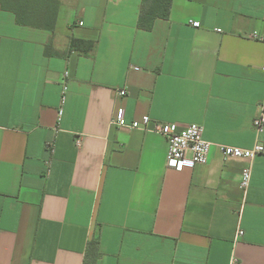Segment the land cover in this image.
I'll return each mask as SVG.
<instances>
[{"label":"crops","instance_id":"obj_1","mask_svg":"<svg viewBox=\"0 0 264 264\" xmlns=\"http://www.w3.org/2000/svg\"><path fill=\"white\" fill-rule=\"evenodd\" d=\"M57 2L53 30L0 6V264H84L92 240L95 264H264V151L219 148L264 146V0H172L150 30L142 0ZM118 107L202 124L207 162L168 168L166 138L112 126Z\"/></svg>","mask_w":264,"mask_h":264},{"label":"built area","instance_id":"obj_2","mask_svg":"<svg viewBox=\"0 0 264 264\" xmlns=\"http://www.w3.org/2000/svg\"><path fill=\"white\" fill-rule=\"evenodd\" d=\"M190 24L197 26L198 21L190 20ZM251 37L257 38V33L251 34ZM134 69L138 70L139 68L135 67ZM67 74L68 72L65 71V75ZM119 94L122 96L125 95L126 90H120ZM60 113L61 109L59 110ZM110 123L116 127L152 131L164 136L168 144L166 153V166L168 168L181 171L185 168H193L197 164L207 162L212 143L205 139L202 124L192 122L184 127H178L176 123L155 121L149 116L128 122L125 118L123 107L117 108ZM252 127L258 136L264 131V108L252 120ZM219 148L225 156L243 157L250 161L264 151V146L260 142H255L251 147L219 144ZM251 175L252 166L250 164L242 170L240 180V187L242 189L245 190L249 186Z\"/></svg>","mask_w":264,"mask_h":264},{"label":"trees","instance_id":"obj_3","mask_svg":"<svg viewBox=\"0 0 264 264\" xmlns=\"http://www.w3.org/2000/svg\"><path fill=\"white\" fill-rule=\"evenodd\" d=\"M172 0H142L137 25L150 30L157 18H168ZM2 9L11 11L15 21L24 26L53 30L59 10L57 0H0ZM94 42L91 40L71 38L70 47L81 53H89ZM46 54H49V43L46 45ZM97 240L88 243L84 264H95L99 257Z\"/></svg>","mask_w":264,"mask_h":264}]
</instances>
